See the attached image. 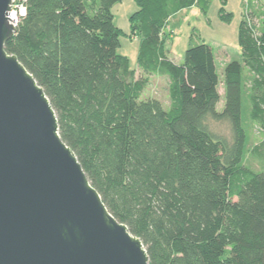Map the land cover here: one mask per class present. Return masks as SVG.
Wrapping results in <instances>:
<instances>
[{
    "label": "trees",
    "instance_id": "1",
    "mask_svg": "<svg viewBox=\"0 0 264 264\" xmlns=\"http://www.w3.org/2000/svg\"><path fill=\"white\" fill-rule=\"evenodd\" d=\"M5 46L44 89L63 141L109 212L140 238L151 264H264V23L241 22L243 65L224 69V107L213 49L168 56V22L212 0H137V79L119 54L113 7L120 0H25ZM261 27L259 30H256ZM259 34V36H258ZM150 76L170 79V109L142 100ZM262 138L249 148L244 122ZM219 126H226L222 133Z\"/></svg>",
    "mask_w": 264,
    "mask_h": 264
},
{
    "label": "water",
    "instance_id": "2",
    "mask_svg": "<svg viewBox=\"0 0 264 264\" xmlns=\"http://www.w3.org/2000/svg\"><path fill=\"white\" fill-rule=\"evenodd\" d=\"M0 0V264H151L63 141L44 89L5 46Z\"/></svg>",
    "mask_w": 264,
    "mask_h": 264
},
{
    "label": "rangeland",
    "instance_id": "3",
    "mask_svg": "<svg viewBox=\"0 0 264 264\" xmlns=\"http://www.w3.org/2000/svg\"><path fill=\"white\" fill-rule=\"evenodd\" d=\"M114 25L119 34V54L129 60L130 67L136 71L137 79L143 77L139 69V47L141 36L134 32L133 17L138 11L137 0H120L112 9ZM243 5L241 0H212L208 12L201 11L199 5L185 9L170 19L165 29L164 37L169 59L176 65H183L185 52L201 44L210 45L217 61V73L220 83L223 81L224 67L227 63L237 61L243 65L242 50L239 40V28L243 20ZM263 18L260 17V23ZM258 27L256 30H259ZM259 36V34H258ZM170 79L168 76H150L147 89L142 100L156 99L165 110L170 109L169 95ZM222 97L218 111L224 107V88L220 84ZM247 101L244 104V122L249 136V148L257 144L261 136L259 126L248 120ZM222 133L227 134L226 126H219ZM246 165L255 171H262L264 165L251 154L246 157Z\"/></svg>",
    "mask_w": 264,
    "mask_h": 264
},
{
    "label": "crops",
    "instance_id": "4",
    "mask_svg": "<svg viewBox=\"0 0 264 264\" xmlns=\"http://www.w3.org/2000/svg\"><path fill=\"white\" fill-rule=\"evenodd\" d=\"M89 2L91 1H97V0H88ZM207 0H200L199 4H204ZM242 1V5H243V19L246 16V14H248L249 12H253L255 14H257V16H259V18H263L262 23H264V0H241ZM224 4H227L228 0H223ZM196 6V5H195ZM176 16V15H175ZM215 57V56H214ZM215 64H216V68H217V61L215 58ZM229 63H227L225 65V67L228 65ZM224 67V69H225ZM223 84V81L220 83ZM224 88V86H223ZM221 95V93H220ZM222 97V95H221Z\"/></svg>",
    "mask_w": 264,
    "mask_h": 264
},
{
    "label": "clouds",
    "instance_id": "5",
    "mask_svg": "<svg viewBox=\"0 0 264 264\" xmlns=\"http://www.w3.org/2000/svg\"><path fill=\"white\" fill-rule=\"evenodd\" d=\"M25 12L23 5L12 4L3 15L6 22L14 27L19 22V17L25 15Z\"/></svg>",
    "mask_w": 264,
    "mask_h": 264
},
{
    "label": "built area",
    "instance_id": "6",
    "mask_svg": "<svg viewBox=\"0 0 264 264\" xmlns=\"http://www.w3.org/2000/svg\"><path fill=\"white\" fill-rule=\"evenodd\" d=\"M12 4L23 5L24 8H25V10H26V12H25V15H26V13H27V4H26V1H25V0H13V1H12ZM25 15L19 17V22L16 23V25L14 26L15 28H17V26L19 25V23L21 22L22 18H23Z\"/></svg>",
    "mask_w": 264,
    "mask_h": 264
}]
</instances>
